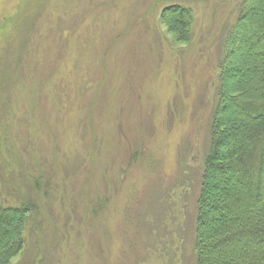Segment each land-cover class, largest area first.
I'll use <instances>...</instances> for the list:
<instances>
[{
    "label": "rangeland",
    "instance_id": "obj_1",
    "mask_svg": "<svg viewBox=\"0 0 264 264\" xmlns=\"http://www.w3.org/2000/svg\"><path fill=\"white\" fill-rule=\"evenodd\" d=\"M173 4L192 11L186 42L160 19ZM240 6L0 0V203L35 207L10 264H194L222 44Z\"/></svg>",
    "mask_w": 264,
    "mask_h": 264
},
{
    "label": "trees",
    "instance_id": "obj_2",
    "mask_svg": "<svg viewBox=\"0 0 264 264\" xmlns=\"http://www.w3.org/2000/svg\"><path fill=\"white\" fill-rule=\"evenodd\" d=\"M192 17L179 4L160 15L184 42ZM222 46L197 197L194 264H264V0H241ZM237 48L242 52L234 64ZM34 209L30 202L0 203V264L23 249Z\"/></svg>",
    "mask_w": 264,
    "mask_h": 264
}]
</instances>
